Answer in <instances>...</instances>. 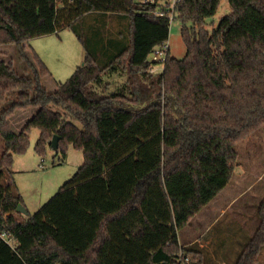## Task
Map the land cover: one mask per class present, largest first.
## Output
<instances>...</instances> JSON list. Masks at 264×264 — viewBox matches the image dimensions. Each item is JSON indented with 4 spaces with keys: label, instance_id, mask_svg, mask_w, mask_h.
<instances>
[{
    "label": "trees",
    "instance_id": "16d2710c",
    "mask_svg": "<svg viewBox=\"0 0 264 264\" xmlns=\"http://www.w3.org/2000/svg\"><path fill=\"white\" fill-rule=\"evenodd\" d=\"M145 0H0V45L15 46L20 74L0 58V264H202V251L180 243L184 230L230 184L236 146L264 128V0H229L232 13L210 32L222 0H185L177 20L183 59L168 55L150 73L153 51L168 43L170 23ZM93 13L128 20V45L101 67L87 54L50 92L51 75L28 52L32 39L59 34ZM126 78L112 91L105 77ZM36 114L20 132L9 119ZM43 156L60 138L82 151L83 165L37 213L17 212L23 197L6 175L30 146ZM53 149V148H52ZM261 223L235 264H259Z\"/></svg>",
    "mask_w": 264,
    "mask_h": 264
},
{
    "label": "rangeland",
    "instance_id": "374dc122",
    "mask_svg": "<svg viewBox=\"0 0 264 264\" xmlns=\"http://www.w3.org/2000/svg\"><path fill=\"white\" fill-rule=\"evenodd\" d=\"M231 13L229 0H222L216 15L206 21L207 30L213 32L222 19ZM119 18L116 15L93 13L74 23L70 29L60 31L59 34L35 38L26 43L30 57L32 58L31 51H34L51 73L43 80L48 91H55L56 83L66 82L77 67L83 64L87 54L96 58L101 67H105L127 48L128 20L121 21ZM97 19L101 20L97 21ZM181 29L182 23L179 20H175L170 26L168 41L170 56L176 59H183L186 55V46L181 36ZM0 58H4L7 63L11 62L20 74L29 73L25 63L16 53L15 46L0 45ZM148 61L152 63L154 74H159L164 70L163 63H155V54L152 53ZM105 81L111 83V89L114 91L125 83L126 78L120 74H113L106 76ZM33 112L36 111L30 109L16 112L10 118L12 130L18 133L22 125L25 127L32 118ZM40 133L39 129L33 128L31 130L30 146L27 152L23 155L14 156V165L10 173L6 175L7 182L14 184V188L23 197L24 207L29 213L28 216H25L26 218L34 215L49 203L84 163L82 151L69 145L66 147V156L61 152L57 153L50 146L46 147L42 157L39 156L35 147ZM2 148L3 142L0 137V154ZM236 152L239 154L240 165L235 169L231 185L234 186L236 182H243L238 178L247 171L251 175L250 177L246 175L242 177L246 176L243 184L251 185L254 181L253 178L255 181L258 179L256 173L252 172H258L261 178L258 179L257 187L249 190L246 196L235 202L234 208L226 210L228 203L225 201L223 205L220 204V210L214 212V215L208 218L203 217L206 213L197 215L179 233V238L183 240L182 244H185L186 237L197 238L200 241L195 242L193 247L202 251V264H227L228 260L231 261V264H235L234 258L232 259V251L237 250V258L235 257V261H237L245 246L253 239L261 223L258 208L264 202V128L237 145ZM238 184L240 185V183ZM239 185L235 184L232 189L234 191H231L229 186L220 198L224 199L225 196L226 199L231 197L230 200L236 198L240 193L235 191L238 189L237 187H240ZM224 208L225 210H223ZM213 222L214 224L207 230V227ZM192 228L194 232L190 230ZM208 240L210 245L207 244ZM200 245L203 247L200 248ZM181 254L183 255L180 253L178 257H181Z\"/></svg>",
    "mask_w": 264,
    "mask_h": 264
},
{
    "label": "crops",
    "instance_id": "0c3cea01",
    "mask_svg": "<svg viewBox=\"0 0 264 264\" xmlns=\"http://www.w3.org/2000/svg\"><path fill=\"white\" fill-rule=\"evenodd\" d=\"M106 15H111V14H106ZM115 16V15H114ZM86 17V16H85ZM116 17H120L119 19H121V21L122 20H124V21H127V19H125L123 16H116ZM101 19H97V21H100ZM125 23V22H124ZM25 46H26V44H25ZM27 47V46H26ZM28 49V48H27ZM28 52H29V50H28ZM44 80V79H43ZM46 87V86H45ZM46 89H47V87H46ZM57 89V88H56ZM56 91V90H55ZM54 92V91H53ZM36 114V112H33V114H32V117L34 116ZM9 122H10V125L12 126V124H11V121H10V119H9ZM21 129H23V125H22V127H21ZM18 132H20V131H18ZM252 173H256L255 175H256V177H258V179H260L261 177L259 176V173L258 172H252ZM244 175H246L247 177H250V175L251 174H249V171H247V172H243L242 173V175H241V177L240 178H238V180H243V182H236L235 184L236 185H239L238 183H240V187H237L238 189L237 190H235V191H238V192H240L239 194H238V196L236 197V198H234V199H231L230 200V198H228V199H226L227 197L225 196V198L223 199V198H220L221 197V195H224V191L226 190V189H228V187L230 186V188L229 189H231V191H234V190H232L233 189V187L235 186V184H234V186H232L231 185V183H232V181L230 182V184L224 189V191L218 196V197H216L201 213H200V215H202V214H204V213H206V215H204L203 217H205L206 216V218H208L209 216H212V215H214V212L216 213V212H218L219 210H220V204L221 205H223L224 203H225V201L228 203V205L226 206V210L227 209H232V208H234L233 206H234V204H235V202L236 201H238V200H240V199H242L244 196H246L247 194H248V191L249 190H251V189H253V188H255V187H257L258 186V183H259V181H258V179H256V181H255V178H253V180L255 181H252V183H251V185H248V184H243L244 183V180L246 179V176L244 177V178H242ZM232 193V192H231ZM241 197V198H240ZM223 210H225V208L223 209ZM222 210V211H223ZM236 212V211H235ZM237 213H239V214H241L240 212H237ZM219 218V217H218ZM242 219V218H241ZM244 220V219H243ZM214 224V222L213 223H211V225L209 226V227H207V230H208V228L210 229L211 228V226ZM191 227H193V226H191ZM206 228V227H205ZM192 232H194V229L192 228V229H190ZM182 241L183 240H181L180 239V243L182 244ZM197 241H199L197 238H189V237H186V239H185V244H182L183 246H185V247H193V246H195V242H197ZM200 242V241H199ZM207 244L208 245H210V241L208 240L207 241ZM203 246L202 245H200V248H202ZM236 255H237V250H233L232 251V259L234 260V262H236L235 260V257H236ZM237 258V257H236ZM263 260V263L262 264H264V250L262 251V254H261V256H260V262H259V264H261V261ZM227 264H231V261H229L228 260V263Z\"/></svg>",
    "mask_w": 264,
    "mask_h": 264
},
{
    "label": "built area",
    "instance_id": "2783aa9c",
    "mask_svg": "<svg viewBox=\"0 0 264 264\" xmlns=\"http://www.w3.org/2000/svg\"><path fill=\"white\" fill-rule=\"evenodd\" d=\"M185 0H145L144 4H148L154 7L153 14L156 17L165 18L171 24L177 20L179 15V10L183 6ZM170 53L169 43L164 44L163 46L155 49L153 54L156 56L155 63L165 64L168 60V55ZM150 73H154V68L150 69ZM2 239H5L8 244L12 243L11 239L6 238L5 234L0 235ZM180 256V255H179ZM178 264L183 262H188L189 258H185L182 254L181 257H178L176 260Z\"/></svg>",
    "mask_w": 264,
    "mask_h": 264
},
{
    "label": "water",
    "instance_id": "95a60500",
    "mask_svg": "<svg viewBox=\"0 0 264 264\" xmlns=\"http://www.w3.org/2000/svg\"><path fill=\"white\" fill-rule=\"evenodd\" d=\"M59 140H60V138L58 136H55L53 138V140H52V143H51L52 144V148L55 151L58 150ZM17 212L20 213V214H23L25 216H28V214H29L28 211L26 210V208L22 204H20L18 206Z\"/></svg>",
    "mask_w": 264,
    "mask_h": 264
}]
</instances>
